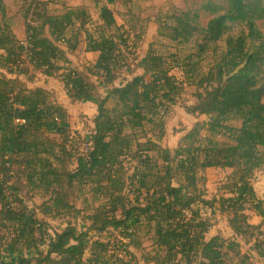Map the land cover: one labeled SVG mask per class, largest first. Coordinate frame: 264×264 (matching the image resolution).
Instances as JSON below:
<instances>
[{"label": "trees", "instance_id": "1", "mask_svg": "<svg viewBox=\"0 0 264 264\" xmlns=\"http://www.w3.org/2000/svg\"><path fill=\"white\" fill-rule=\"evenodd\" d=\"M131 1L106 0L100 10L103 24L94 33L86 30L89 16L83 9L45 15L41 28L49 32L44 34L41 28L28 25L25 42L14 36L6 27L8 23L0 29V64H10L18 71L8 72L14 79L0 77V226L6 223L16 231L11 243L8 239L6 252L26 255L17 260L0 259V264H138L133 253L125 250L123 257L117 246L123 245L120 239L128 231L135 227L134 237L143 224L152 228L155 245L167 249L165 259L169 262L180 256V261L187 264H246L238 244L221 236L206 240L210 226L194 207L211 206L199 188L204 179L200 174L207 169L229 168L233 169L236 196L222 199L221 211L232 210L231 229L240 233L253 227L247 224L246 214L233 210L237 203L250 205L264 218V201L257 198L251 183L254 170L261 165L259 148L264 147V46L251 45L241 35L228 38L213 87L198 94V103L188 111L207 116L208 121L197 123L172 155L153 140L164 133L160 111L163 101L175 103L184 85L170 75L165 60L149 56L143 76H134L120 87L113 85L122 67L123 52L107 33L116 25L111 6ZM200 10L214 16L206 28H199V12L188 11L174 18L175 31L184 39L196 33L204 41L198 48L205 52L208 44L219 42L233 25L263 20L264 0H226L224 5L208 1ZM0 17L1 21L7 18L5 0H0ZM81 31L87 35V51L99 54L93 73L108 87L105 98L93 96L92 84L78 70L68 67V53L77 49ZM19 63L23 64L21 70ZM24 63L48 77L62 71L68 97L97 107L91 146L76 156L75 171H60L53 166L51 159L58 156L51 136H61L73 147L81 136L68 130L69 112L65 106L51 103L47 90L27 89L20 80L26 77ZM108 103L114 107L109 109ZM230 122H240L241 126L232 127ZM149 127H157L159 134L149 136ZM140 130L145 132L142 137L138 136ZM220 137L223 142H219ZM129 161L134 168L128 175L125 165ZM14 167L24 169L31 181H38L49 193L53 206L44 215L69 209L61 198L62 179L69 186L105 184L106 195L115 197V202L127 201L124 193L130 186L135 189L134 205L123 207L121 219L90 214L83 231L69 224L55 233L43 252L39 245L48 224L26 206L17 185L10 184L15 179ZM141 192L145 193V202ZM110 229L115 232L111 238L94 240L87 249L93 234ZM259 254L264 257V248H259Z\"/></svg>", "mask_w": 264, "mask_h": 264}, {"label": "rangeland", "instance_id": "2", "mask_svg": "<svg viewBox=\"0 0 264 264\" xmlns=\"http://www.w3.org/2000/svg\"><path fill=\"white\" fill-rule=\"evenodd\" d=\"M208 1L222 5L226 3V0H132L130 3H117L111 6L116 25L107 33L114 38L123 52L122 67L117 71L118 79L113 85L120 87L131 81L134 76H143L149 56L164 59L165 67L169 69L170 75L184 84L183 91L176 97L175 103L163 101L164 106L160 108V111L163 117L164 133L160 135V139L153 137L155 142H158L163 149H168L172 155L181 139L197 123L208 121L207 116L191 115L188 111L198 103V94L213 87V79L218 71L217 64L227 49L228 38L241 35L251 45L264 46V19L254 23L233 25L219 42L208 44L205 52H201L198 48V44H203L204 41L196 33L192 32L188 39L176 35L177 24L174 18L188 11L199 12V28L207 27L214 16L201 11L200 7ZM104 5H106V0H39L38 2L36 0H5L7 18L1 21L0 17V29H4V24L8 23L9 26L6 25V27L11 29L14 36L19 41L25 42L28 25L41 28L42 23L45 22V15H63L68 9H83L89 16L86 30L94 33L95 30L96 32L100 30L99 26L103 24L100 19V10ZM26 15L27 20L25 19ZM40 31L46 34L49 29L41 28ZM87 46V35L81 31L77 49L68 53V58L71 61V65L68 67L78 70L86 82L92 84L93 96L105 98L108 87L98 82V77L93 73L99 54L88 52ZM191 62H195L192 67L189 65ZM24 64L26 77L21 76L20 80L26 83L27 89L43 88L47 90L51 103L61 104L69 112L68 130L74 136H81V139L76 143L78 146L74 144L76 149L61 136H51L56 141L58 156L56 159H51L53 166L60 171H75L76 156L87 152L91 146L89 140L94 129L93 118L97 114V107L91 102H75L68 97L61 77L62 71L57 72L53 77H48L41 71H35L31 64ZM16 71L10 64H0V77L14 79L16 77L9 73ZM107 107L112 109L114 104L108 103ZM112 117L115 120V114ZM229 125L239 128L241 123L230 122ZM147 133L149 136L151 134L157 136L159 131L157 127H149ZM144 135L145 132L140 130L138 136ZM218 140L223 142L224 138L220 137ZM259 156L261 165L254 170L251 183L257 198L264 201V147L259 148ZM158 165L161 167L162 162L159 161ZM125 166V172L129 175L134 164L129 161ZM14 172L15 179H11L10 184L17 185L20 190L18 194L26 206L35 210L37 218L48 224L42 241L39 235L36 237L41 241L39 248L43 252H46L55 233L62 231L69 224L83 231L86 224H89L87 218L90 214L116 215L121 219L123 207L134 205L135 189L130 186L124 193L127 201L121 199L115 202V197L110 198L106 195L105 184L100 187L93 184L69 186L62 179L61 198L69 209L44 215L47 208L53 206V201L49 200V193L40 187L38 181H31L24 169L14 167ZM200 176L204 179L200 182L199 188L211 206L199 204L194 209L201 211L202 217L210 226L205 236L206 240L209 241L214 236H221L223 239L238 244L237 249L244 256L246 264H264V257L259 254V248H264V242L258 238L259 234H264V218L258 216L250 205L241 206L240 203H237L233 210H237L240 214H246L248 216L247 224L253 227H247L246 230L236 233L231 229L229 223V220L233 218L232 210L221 211L222 199L236 196L237 187L233 178V169H207ZM174 185L177 186V183L174 182ZM141 194L144 196L141 200L145 202V193L141 192ZM0 229L1 234L7 239L10 238L11 243L15 237V229L6 223L3 224V227L0 226ZM134 230L135 227L120 239L123 245L117 246L123 257L127 250L137 257L138 264H187L185 260L180 261V256L174 262L165 259L167 249L155 245L154 233L150 226L143 224L139 229L137 228L133 237ZM113 233L115 232L110 229L104 233L93 234L91 240L86 243L87 249L94 240L107 241ZM20 257H26V255L19 256L16 253L0 252V259L3 260H17Z\"/></svg>", "mask_w": 264, "mask_h": 264}, {"label": "built area", "instance_id": "3", "mask_svg": "<svg viewBox=\"0 0 264 264\" xmlns=\"http://www.w3.org/2000/svg\"><path fill=\"white\" fill-rule=\"evenodd\" d=\"M19 70L23 68V64H18ZM17 67V69H18ZM1 230V229H0ZM258 238L264 242V234H259ZM8 250V239L1 234L0 231V252H6Z\"/></svg>", "mask_w": 264, "mask_h": 264}]
</instances>
